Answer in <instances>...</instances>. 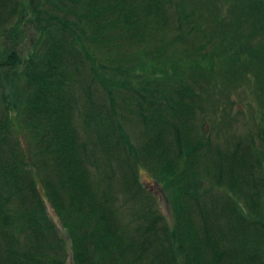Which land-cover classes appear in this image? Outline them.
Returning a JSON list of instances; mask_svg holds the SVG:
<instances>
[{
    "label": "trees",
    "instance_id": "1",
    "mask_svg": "<svg viewBox=\"0 0 264 264\" xmlns=\"http://www.w3.org/2000/svg\"><path fill=\"white\" fill-rule=\"evenodd\" d=\"M224 1H231L224 12L214 5L209 10L208 18L196 15L199 17H196V35L206 38L200 45L188 44L186 34L182 36L185 22H182L180 13L178 24L173 26L178 34L171 37L170 41L183 40L186 42V51H173L163 60L156 58L158 63L144 57L139 63L130 65L124 64L125 60L115 61L110 56L117 54L113 50L130 45L137 47L145 39L141 30L142 19L134 17V6L137 4L145 15L157 18L165 10V0H0V35H7L11 39L18 25L27 26L31 20L27 8L31 5L38 21L37 30L40 31L38 41L46 45L44 51L35 52V58L30 56L25 66L18 71L16 68L23 60L13 46L0 57V68L11 71L3 72L4 78L11 82L24 79L29 87L27 95H23L25 88L17 89L18 92L22 91L19 100L22 108L12 102L13 113L7 103L4 106L5 114L0 118V149L4 151L5 143L10 159L2 160L0 166V192L4 186L11 187L13 192L9 194L20 192L25 205L8 210L4 201L7 197L0 194V233L3 235L0 264L55 263L49 251L42 249L47 236L55 238L57 235L40 189L52 201L64 226L72 230L69 233L72 236L74 259L78 264H264V144L259 149L252 142L243 151L233 150L228 154L216 149L220 163L224 165L227 181V187H224L227 194L221 199L226 224L221 228V224H214L215 217L201 206L198 199L203 178L208 177L210 172L209 162L216 155L210 146H205L206 140L201 141L200 135L197 138L190 135L189 126L181 120L192 115L193 105L183 100L181 89L175 88L168 89L162 95L163 104L154 105L155 98L147 99L148 105L146 103L144 108L139 103L140 114L150 121L147 129L150 128L159 138L156 143L163 133L172 134L174 140L170 157L166 155L167 148L163 149V154L156 144H147L141 156L138 157L134 150L124 161L127 163L129 158L133 160L123 173L125 191L134 197L139 195L142 186L138 181L136 163L144 156L145 160H155L154 175L170 193L173 203L174 224L157 226L156 221L161 218L157 214L152 216L150 226L144 229L139 227L142 232L145 229L162 232L157 234L159 246L155 244L147 249L148 238L144 241L134 238L127 240L121 229L112 222L113 211L108 207V197L102 198L104 192L100 194L90 180V171L85 165L87 156L72 122L71 107L62 96L67 92L66 81L72 78L66 71L67 60L72 59V55L78 67L89 66L91 78L101 81L113 104L116 93L127 102L138 95L148 97L147 93L151 90L147 87L127 83L144 72L147 77L161 76V80L172 84L170 74L180 83L183 74L188 71L187 74L194 77H204L209 81L216 79L219 67L222 74L219 77L229 84L227 79L230 78L232 82L235 74L241 80H250L248 75L243 76V71H236L238 64L244 68L253 65L257 67L254 74L258 79V83L254 81L253 84L262 88L264 78L260 76H264V33L262 37L257 34L258 28L264 27V0ZM196 6H200L198 2ZM195 11L198 9L183 12L185 20L189 16L193 17L192 12L195 14ZM15 16L16 27L8 31L11 23L7 18L14 19ZM161 24H157L155 29H166L168 26L165 21ZM187 24L188 27L195 25ZM260 38L258 45H253L252 39ZM86 40L92 44L93 52L85 45ZM168 46L165 42L160 49ZM209 46L210 50L199 52ZM97 57L100 59L97 60ZM102 58L105 59L103 62ZM107 61L110 70L115 73H104ZM126 84L128 86L121 91L119 86ZM185 88L190 87L185 85ZM112 107L114 110V105ZM96 111L97 114L88 113L86 124L94 120L99 133L105 131L101 130L104 127L106 130H115L116 123L109 118L110 115H101L100 108ZM21 121L28 130L22 129ZM11 124H18L19 131L29 139L25 146H21L23 150L16 146L18 140L16 143L8 140ZM156 125L157 131L154 129ZM259 125L256 131L264 143V127ZM216 171L222 174L221 164L217 165ZM219 174L213 185L222 188ZM249 177H253L252 183ZM184 196L190 201L192 199L191 202L200 208L199 227L191 218ZM149 213H152L150 208ZM26 232V239L20 241L21 234ZM40 235L42 238L38 244ZM59 240L58 243L64 247ZM55 245L52 243V246ZM151 248L156 252L147 254Z\"/></svg>",
    "mask_w": 264,
    "mask_h": 264
},
{
    "label": "rangeland",
    "instance_id": "2",
    "mask_svg": "<svg viewBox=\"0 0 264 264\" xmlns=\"http://www.w3.org/2000/svg\"><path fill=\"white\" fill-rule=\"evenodd\" d=\"M197 2L200 5L198 7L196 6ZM230 3L231 1L224 0H165V4H163L165 10L160 12L157 18H153L152 15H145L142 7L136 4L134 6L136 16L134 17L142 19L141 22L143 25L141 26V30L145 39L141 43L142 45L139 44L137 47H130V45L129 47H120L117 51L113 50V52L117 54H111L110 57L115 61L125 60L124 64L130 65L139 63L144 57L147 59L151 58L154 62L158 63L159 61L156 58L163 60L173 51H186L184 48V43L186 42L188 44L194 43L195 46L200 45L202 40L205 41L206 38H199L196 35V19L199 18L196 15L201 14L202 18H208L209 10H211L214 5L224 12L226 7L230 6ZM31 8V5L27 8V13L31 16V20L27 26L20 27V25H18L17 27H20V29L17 28L13 30L14 34L10 36L11 39H9L7 35H0V57L2 53H5L13 46L23 60L22 64H19L18 68H16L17 71L25 66L30 56L35 58V52H42L46 48L43 42L38 41V36L40 34V31L37 30L38 21ZM192 9L193 11L198 9V11H195V14L192 12L193 17L189 16V18L185 20L183 12L188 10L192 11ZM180 13L183 20L182 22H185V25L182 26L184 32L182 36L184 37L186 34L187 39L186 42H183V40L172 42L170 38L178 34V30L173 26L178 24ZM8 19L11 24L7 30L10 31L12 27H16L17 17L15 16L14 19L8 17L7 21ZM164 21L168 25L166 29L169 27V30L155 29L157 24L163 25L164 23H161ZM201 22L203 25V20H201ZM187 23L195 25L188 27ZM171 26L173 28H170ZM246 26L249 27V24ZM110 29L111 28H109V30ZM258 29L259 33L257 36L262 37L264 27ZM106 32L109 34L108 31ZM214 40L216 39L214 38ZM260 40L261 38L252 39L253 45H258ZM85 42V45L93 52L92 44L88 43V40ZM165 42H167L169 46L160 49V46ZM194 45L192 46L195 47ZM66 47L69 49L68 45H66ZM210 48L209 46L206 50L204 48L199 52L210 50ZM93 55L97 56L98 53H93ZM71 57L72 59L69 61L67 60L66 71L72 75V78L70 81H66L65 89L67 92L62 96L67 101L69 108L71 107L72 122L80 143H83L84 153L87 156L85 165L90 171V180L94 183L93 186L98 188L100 194L104 192L102 198L105 196L108 197V207L113 211L112 222L121 229L126 239L130 240L134 238L136 241H144L145 238H148L150 241L146 246L147 249L155 244L159 246L157 234L162 233L161 230L159 232L158 229L156 231L153 229H145L144 233L139 227L141 226L144 229L146 226H150L152 216L157 214L161 217L156 221L157 226H171L175 222V212L172 200L169 197L170 193L163 188L162 183L159 182L154 175L155 169L153 163L155 160H145V157L142 156L136 163L138 181L142 186L138 196L134 197L135 195L125 191L123 183V173L128 170L129 163L133 161L129 158V161L124 163L126 156L130 155L129 153H133L135 150L139 157L142 155L144 145L147 144H156L157 149L163 154V149L167 148L168 152L166 155L168 156L173 153V149H171L173 148L174 141L172 134L164 135L163 133L162 138L156 143L159 138H157L156 133L154 134V131L150 130V128L147 129L150 121L144 119V116L140 114L141 108L139 106L140 103L144 108L146 103V106L148 105L147 99L151 98L156 99L154 105H159V103L163 104L162 95L166 94L168 89L171 90L173 88L181 89L184 95V97H182L183 100L193 105L192 115L181 119L189 126V134L196 138L200 135L201 141L204 142L206 140L205 146H210L216 155L209 162L208 166L210 167V172L208 177L203 178L204 180L199 191L200 193H197L201 206L210 211L215 217L214 224H221L220 227L223 228L226 224V215L222 211L223 200L221 201V199L227 194V189L224 188L227 187V181L224 165L220 163V157L218 158L216 149L226 154L233 150L241 152L252 144V142L259 149H262L264 144L263 139L256 130L259 124H261L259 126L264 127V84L262 85L263 89L253 84L254 81L258 83V79L254 74L257 67L248 65L244 68L243 65L238 64V66L235 67L236 71H243V76L248 75L250 80H241L238 74H235L234 78H232V82H230V78L227 79L229 84H225L224 78L219 77L222 75L220 73L221 68L219 67L215 74L216 79L209 81L204 77H194L193 75H188L190 72L188 71V74H183L180 83L170 74L169 76L172 84L161 80V76L156 78L147 77L144 72L138 76L136 75L135 78H131V81L127 83L130 85L133 83L144 85L148 90H151L150 93L146 92L148 97L145 98L138 95L137 98L135 97L133 100L130 99L127 102L126 99L120 98L116 93V95H114L115 103L113 104L114 101L107 95L101 81L91 78L89 66L85 67L84 65H79L78 67L75 64V56L72 55ZM82 57L84 56L82 55ZM98 59L100 58L97 57V60ZM104 60L105 59L102 58V62ZM106 63L107 67L104 73L109 75L115 73L113 72L114 70H110L108 61ZM98 70L101 72L99 66ZM3 72L10 73L11 71L9 69L0 68V118L5 114L4 106L7 103H9L10 107L12 106V102L17 103L19 107L21 106L19 100L22 98V91L18 92L17 89L24 90L25 88L26 92L24 91L23 95H27V89L29 88L24 79H17L11 82L9 79L4 78ZM171 72L172 70L170 73ZM260 77L261 79L262 77L264 78V76ZM128 84L123 86L120 85L119 89L123 91ZM183 84L190 88L186 89L185 85L182 86ZM142 93H144V91ZM3 97H5V99H3ZM113 105L114 110L112 107ZM98 108L101 109V115H106L108 113L110 115L109 118L114 120L116 123L115 130H106V127H104V129L101 130L105 131L99 133V129L94 125V120H92V123L86 124L85 120L88 113L95 112L97 114L96 110ZM10 109L11 112L15 113L12 107ZM98 113H100L99 110ZM20 124L23 126V130H28L24 122L21 121ZM154 129L157 131V125L154 126ZM4 131L6 132V130ZM7 137L9 141H15V143L16 140H18L19 144L16 143L18 147L25 146L29 140L23 132L19 131L18 124L9 125ZM3 145L4 151L0 149V166L2 160H10L8 158L9 150L6 149L7 146L5 143H3ZM21 149L23 150L22 147ZM21 149L19 150L22 152ZM25 149L27 152V148ZM34 149L35 148H33V150ZM224 162L226 164V161ZM218 164L222 165V174L216 171ZM183 165L184 163L182 162L181 166ZM217 174H219L220 179L222 177L223 189L213 185ZM249 179L250 183H252L253 177H249ZM37 183L40 189L39 181H37ZM0 185H2V181H0ZM10 192H13L11 187L5 188V186L0 192L2 196L4 195V198L7 197V199L4 200L6 204L5 208L9 210L12 207L22 208L25 206L21 201L20 192L9 194ZM40 192L44 195L47 214L50 220L55 224L57 235L55 238L47 236V241L45 238V243L42 246L43 251H49L48 253L52 258L51 260H54V264H78L79 262L74 259L72 236L69 233L72 230L64 226L62 219L51 203L52 201L45 196V191L40 189ZM3 197H1V200ZM25 198V195H23V199ZM185 198L184 196V199ZM185 201H187L189 205L188 209L191 213V218L194 220L195 225L199 227L200 208L195 202H191L192 199L190 201L186 198ZM149 208L152 210V213H149ZM27 234L28 232L25 234L22 233L21 236L19 235L20 241H24ZM2 236L3 235L0 233V242L2 241ZM40 236L41 237L37 240L38 244H40V239L42 238V235ZM59 238L64 247L58 243ZM52 243L56 245L52 246ZM59 249L61 250L58 251ZM2 252L5 253V250L2 249ZM152 252L155 253L156 250L151 248V251L147 254H151Z\"/></svg>",
    "mask_w": 264,
    "mask_h": 264
}]
</instances>
